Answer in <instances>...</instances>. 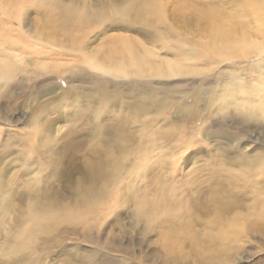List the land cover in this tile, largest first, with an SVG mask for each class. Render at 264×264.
I'll return each mask as SVG.
<instances>
[{
	"label": "bare ground",
	"instance_id": "1",
	"mask_svg": "<svg viewBox=\"0 0 264 264\" xmlns=\"http://www.w3.org/2000/svg\"><path fill=\"white\" fill-rule=\"evenodd\" d=\"M149 1L150 7H146L143 11L148 14L160 13L156 7V0ZM246 1L249 9H252L251 13L261 20L260 30L264 32V0ZM52 2L55 3L53 0ZM22 4L21 0L14 1L11 7H6V1L0 3V13L6 14L10 20L7 22L15 27L18 24L23 26ZM66 8L65 20L62 23L64 25L70 23L77 32L83 33L91 30L89 24L93 20H102V15L106 13L105 8L96 10V8H90L89 4L82 6L71 4ZM206 14L214 18L213 26L208 31L209 39H211L208 40V45L223 47L217 51V54H220L219 57L221 55L229 57L228 49L231 48L233 57L235 54H241L246 60L251 58L254 60L249 66V62L244 64L242 69L236 68L233 60V63L229 64L231 67L229 72H223L216 67L217 73L211 77L216 78L217 86L219 76H226L228 81L218 89H214L216 86H213L212 89L202 90L211 91L212 101L218 100L210 110L204 109L205 114L202 113V118L222 121L219 116H223L227 109L233 107V112L237 110L233 101L240 100V103L244 105L246 100L243 99L252 95L261 97V93L264 92V83L247 84L245 76L249 69H253L258 78L264 75V69H261L264 67L262 64L264 63V39L260 42L252 41L244 32L235 31L233 26L228 24L222 26L217 21H222L217 13L212 14L207 10ZM2 34L0 33V36ZM71 39L73 43L78 42V38ZM147 43L151 46L143 45L135 37L114 35L110 39V45L104 49L105 58L88 57L83 52L78 54L80 50L70 48L68 52L61 53L59 59L73 56L75 65H80L84 61L86 64L81 65L84 68L88 66L90 72L87 75H85L87 72L78 75L75 69L72 70V67L67 66L66 62L60 61L54 69L41 74L40 78L34 79L30 84L18 77L20 66L12 61L13 55L5 56L6 50L0 46V52L4 54L0 58V207H2L1 215L10 216L12 220L10 229L13 236L7 239L11 248L19 249V245L27 244L32 239L31 234L45 233L48 226L60 223L63 214L65 220L78 214L79 218L85 222L90 216H99L98 219L103 221L101 217H105L107 212L116 213L118 201L119 207L127 204V198L119 195L121 190L129 186V184L124 185L123 181L128 179L131 187L139 182H147L144 176L147 170L150 171L148 168L151 166L156 168V165L161 171L169 165L174 176L175 163L178 162L175 151L182 146L192 144L198 131L202 132L200 109L193 114L186 104H175L169 89L159 90L153 83V79L179 76L188 72L198 75L203 70L189 71L188 68L179 64L171 67L170 62L164 61L168 67L166 69L163 65L156 63L153 37L148 36ZM227 44L231 45L226 46ZM239 45L243 49L241 52L237 50ZM51 46L57 48L54 44ZM41 49L42 47L36 43L27 53ZM23 51L26 53L25 49ZM47 52L53 54L52 51L47 50ZM178 52L181 53L179 50ZM54 55L56 56V53ZM21 57L30 59L25 54ZM182 61H185L184 54ZM59 72L64 75L66 87L58 84L56 78ZM107 75L124 78L126 82L113 80L110 89H107L111 82ZM53 78L60 87V91H55L53 82H50ZM87 78L90 82L83 85V79ZM138 79L144 82H139ZM198 91L200 88L194 93L197 92L198 95ZM33 93L42 99L35 106L29 109L24 108L30 98L33 100ZM183 95L187 101V94ZM224 98L230 99V102ZM67 100H72L71 106L74 107L84 100L87 101L83 109L85 114L80 112L85 120L83 123L82 118L68 116V127L63 130L56 125L61 120V113L58 111L60 105L58 107L56 105ZM262 101L264 103V98ZM229 103L232 105H228ZM255 107L250 102L244 109ZM11 108L16 109L11 112L12 116L6 114ZM51 111L55 115L50 116ZM169 111H172V115L166 114ZM107 116L111 117L108 122L105 120ZM235 118H239L234 120L237 128H240V125L241 128L249 127L247 121L254 122V119H249L247 116ZM161 121H164V124L159 127ZM16 122H19V125L13 128ZM188 122L191 123L190 127L187 125ZM160 133L167 136L160 137ZM256 134L255 138L261 137V134H264V126L263 130ZM240 140L237 135H233L234 156L223 155L221 159V152L218 153L215 150L211 152V161H207L211 165H206L205 168L209 174L207 176L209 185L205 189L202 190L199 187L200 180H189L191 186L188 187L189 190H186L184 181L179 183L175 181L176 179H172L173 198L183 199L187 195L188 201L192 203L190 207L195 218L185 221L178 214L166 215V218H163L165 204L160 200L166 197L143 199L135 204L132 214L138 216L136 224L141 223L143 218L147 224L145 229L150 231L152 224L160 220L159 245L164 250V258L168 261H175L171 246L182 247L188 243L198 247L204 246L194 234L196 232L194 224H201L199 230L204 229L203 235H205V246H208V251H201L199 258L205 264H213L215 260L219 262L223 258L229 259L232 254L241 253V246L236 243V238L232 242L225 243L233 237H228L220 231L221 227L229 224V220L235 226L233 235L236 237H240L241 230L244 228V231L254 230L259 234L264 233V175H262L264 149H261L264 145L260 146V150L253 154L254 158H251L238 151ZM262 143H264L263 140ZM163 148H173L171 160L164 154ZM233 160L235 166L240 165L237 166L234 174L230 171L233 170L232 168L226 167L227 164L232 166ZM197 169L195 168L194 172L203 171ZM247 170L251 171L248 173L249 177L254 176L250 182L246 176ZM163 172H165L164 169ZM233 177H236L235 181ZM239 178L245 180L244 187L252 194V201L248 205L252 215L249 219V221L252 220L249 229L247 227L249 221L246 225L244 224V221L248 220L246 216L237 212L238 208L240 209L244 204L239 202V196L235 193L231 194V186ZM111 183H114V189L109 188ZM55 185L62 187V191H56L58 194L56 197L53 195ZM176 188L179 189L180 194L174 195ZM193 188L194 191H192ZM115 195L118 201L114 198ZM11 197L21 198L20 200L26 197V199H32V202L27 205L26 210L22 211L20 207L15 210ZM59 198L71 200L73 204L65 203L58 208L56 205L53 209L50 208ZM3 201H6V204L10 202L11 206L5 207ZM44 201H47L48 206ZM181 204L180 201L172 202L169 208L176 209ZM98 219L89 221V225H92L90 228L97 227ZM197 233L199 234V231ZM171 258L174 259L170 260ZM178 263L188 264L183 259L178 260Z\"/></svg>",
	"mask_w": 264,
	"mask_h": 264
},
{
	"label": "rangeland",
	"instance_id": "2",
	"mask_svg": "<svg viewBox=\"0 0 264 264\" xmlns=\"http://www.w3.org/2000/svg\"><path fill=\"white\" fill-rule=\"evenodd\" d=\"M4 1L7 2L6 7L13 6L14 1L19 2V0H0V3ZM53 1L55 3L52 0H21L24 14L22 19L23 26L18 24L15 27L7 22L10 20L6 14L0 13V33H3L0 36V46L5 48V56L13 55L12 61L20 66L18 77L30 84L34 79L40 78L41 74H46V72L48 73L54 69L55 65L60 63V61L66 62L67 66L72 67V70L75 69L78 75L84 72H87L85 74L87 75L90 71L87 65L85 68L81 65L86 64L84 61L80 65H75V61L72 59L73 56L71 58L67 56L59 59L60 54L68 52L70 48H73L81 51L78 54L83 52L88 57L105 58L104 49L110 45V39L114 35L135 37L147 47L151 46L147 43V37L151 36L154 39L153 51L157 64L163 65V67L168 69L166 62H164L168 61L171 63V67L179 64L188 68L189 71L196 69L203 70L198 75L188 72L179 76L156 77V79H153V83L158 86L159 90L163 88L169 89L175 104H186L193 114L200 109L202 132L198 131L192 144L182 146L175 151L174 154L175 157H178V162L175 163L174 176L169 165L163 168L165 172H163V169L160 171L159 167L157 169L155 165L156 168L154 166L148 168L150 171L147 170V174L144 176L148 180L145 183L139 182L133 184L131 187V182L128 179L124 180L123 184H129V186L121 190L119 195L127 198V204L122 206L124 208L119 207V201L115 195L114 198L118 201L116 213L107 212L105 217H101L103 221L98 219L99 216H90L87 217V222H85L79 218L78 214H74L75 216L71 219L65 220L63 214L60 223L48 226L45 233L39 235L31 234L32 239L25 245H19V249H16L11 248L10 244L7 243V239L13 236L10 229V225L12 224L11 217H3L1 215L2 207H0V264H179L178 260L180 259L185 260L188 264H205L199 258L201 251H208V246H205L204 229L199 230L201 224H194L196 232L192 231L204 246L198 247L193 243L192 245L188 243L182 247L175 248L171 246L175 261H168V259L164 258V250L159 245L160 229L158 224H160V220L154 222L152 228L148 231L145 229L147 228L145 219L142 218L143 221L136 224L138 216H134L132 212L134 211L135 204L139 203L140 200L166 197V199L160 200L165 204L163 210L165 213L162 214L163 218H166V215L174 214H178L185 221H189L193 217L195 218L193 216L194 213L192 214L191 212L190 206L192 203L188 201L187 195L183 199L173 198L171 189L173 180L176 179L175 181L179 183L184 181L186 190H189L188 187L191 186L189 180H200L201 186L199 187L202 190L203 188L205 189L209 185L207 178L209 174H207L205 168L206 165H211V163L207 162L211 161V152L214 150L218 153L221 152V159L223 155H226V157L234 156L233 135H237L241 139L239 143L241 150L239 149L238 151L247 157L254 158L253 154L260 150V146L264 145L262 143V140L264 141V134H261L259 138H255L257 136L256 133L262 131L264 126V103L262 101L264 92L261 93V97L252 95L247 99H243L244 101L246 100L244 105L240 103V100L233 101L237 110L233 112V107L227 109L223 116H219L222 120H219L220 122L216 119L213 120L215 122L210 119H203L201 116L202 113L203 115L205 114L204 109L210 110L211 106L218 101H212L213 94L211 91L205 92L202 90L212 89L213 86H216L214 89H218L228 81L226 76H219V85L217 86L216 78L211 77L217 73V68L223 72H229L231 71L229 64L233 63V60L236 65L235 67L241 69L247 62H249V66L254 61L252 58L246 60L241 54H235V57H233V49L231 48L228 49L229 57L225 55L219 57L220 54H217V51L223 47L219 48L216 45H208V40H211L209 39L208 31L213 26L212 21L214 18H210L206 14V11L209 10L212 14L217 13L218 18H222V21L217 20L222 26L227 24L228 26H233L235 31L244 32L248 39L257 42L264 39V32L260 30V27H262L261 20L251 13L252 9H249L246 0H156V7L160 13L155 14H148L143 11L150 5L149 0ZM71 4H77L78 6L89 4L90 8H96V10L105 8L106 13L102 15V20L97 21L95 19L89 24L91 30H86L84 33L77 32L70 23H67V25L62 23L65 20V9ZM102 5L104 7H101ZM71 38H78V42L73 43ZM36 43L42 49L30 54L27 53ZM51 44L56 45L57 48L51 46ZM230 45L227 44L226 46ZM24 49L26 53H24ZM47 50L52 51L53 54L48 53ZM237 50L241 52L243 49L239 45V49L237 48ZM55 53L56 56L54 55ZM182 53L185 56V61H182ZM24 54L27 58L30 57V59H22L21 56H24ZM3 55L0 52V58ZM31 57H36L37 59L35 58V60ZM262 64L264 65L263 62ZM261 69H264V67ZM58 75L56 79L59 86L66 87L64 75L60 72ZM114 76H106L111 80L107 89H110V84L113 80L126 82L124 78L120 77L122 79H119L114 78ZM245 76L247 84L264 83V75L258 78L253 69H249ZM51 81L53 82L55 91H60V87L54 78ZM83 81V85H86L90 82V79H83ZM138 81L144 82L142 79H138ZM50 87L51 84L49 85ZM199 88L200 91H198L199 94L197 95V92H194ZM184 93L188 96L187 101L184 98ZM33 95V100L30 98L29 102L24 105V108L29 109L42 99L36 96L35 93ZM224 99L230 102V99ZM253 100L255 101L253 102ZM250 102L251 105H255L256 107L244 109ZM71 103L72 100H67L56 105V107L60 105L58 111L61 113V120L56 125L63 130L68 127V116L82 118L83 123L85 120L80 112H83L87 101L84 100L82 103L76 104L75 107L71 106ZM228 105L232 104L229 103ZM13 111H16V109L11 108L7 110L6 114L12 116L11 112ZM82 114L85 113L83 112ZM166 114L172 115V111ZM53 115L55 113L51 111L50 116ZM238 116H244L245 118L247 116L249 119H254V122L247 121L249 127L241 128L240 125V128H237L235 127L234 120H238L239 118H235ZM109 118L111 117L107 116L105 120L108 122ZM163 124L164 121L159 122V127H162ZM18 125L19 122L14 123L13 128H17ZM187 125L190 127L191 123L188 122ZM214 130L216 131L215 133L213 132ZM161 136L167 135L160 133ZM250 136L251 138H249ZM244 146L246 148H243ZM163 152L170 157L174 150L173 148H163ZM167 160L169 159L167 158ZM237 166L240 165L237 164ZM237 166H235L234 160L232 166L226 165L227 168L233 169L230 170L233 174L237 171ZM195 168L203 171L196 173L194 172ZM248 173H251V171L247 170L246 174L250 182V179L254 176L249 177L250 174ZM262 175H264V170ZM235 179L236 177H233V181ZM244 181L242 178L237 179L233 184L234 187H232L233 185L231 186V194L235 193L239 196V202L242 205L244 204V206L236 210L240 215L246 216L248 219L244 221L246 225L249 219L252 218L248 206L252 201V194L245 189ZM109 188L114 189V183H111ZM178 190H175L174 195L180 194ZM56 191H62V187L59 185L54 186V197L58 195ZM192 191H194V188ZM24 198V200H20L21 198L11 197V203L15 210L18 207L22 211L23 209H27V205L32 202V199ZM176 201H180L182 204L176 209L169 208L170 204ZM44 203L48 206L47 201H44ZM65 203L73 204L71 200L59 198L55 200L53 206L50 208L53 209L55 205L58 208L61 204ZM3 204L7 208L11 206L10 202L6 204V201H3ZM93 219H98L96 228H90L92 225H89V221ZM164 220L166 221L167 219ZM251 222L252 220L247 224L248 229ZM233 228L235 226L229 220V224L221 227L220 231L224 232L228 237H233L229 241L226 240L225 243L232 242L236 238V243L241 246V253L232 254L229 259L223 258L219 262L215 260L213 264H264V233L259 234L254 230L248 232L244 231V228L241 230L240 237H236L233 235ZM197 231H199V234ZM83 232L90 234L89 237L87 236L88 234L85 235ZM172 259L174 258L170 260Z\"/></svg>",
	"mask_w": 264,
	"mask_h": 264
}]
</instances>
